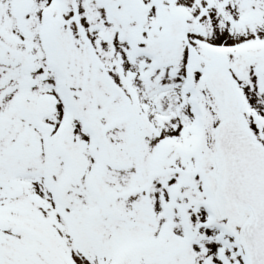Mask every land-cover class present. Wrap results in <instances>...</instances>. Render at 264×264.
Masks as SVG:
<instances>
[{
	"label": "snow or ice",
	"instance_id": "6c2138e0",
	"mask_svg": "<svg viewBox=\"0 0 264 264\" xmlns=\"http://www.w3.org/2000/svg\"><path fill=\"white\" fill-rule=\"evenodd\" d=\"M0 264H264V0H0Z\"/></svg>",
	"mask_w": 264,
	"mask_h": 264
}]
</instances>
